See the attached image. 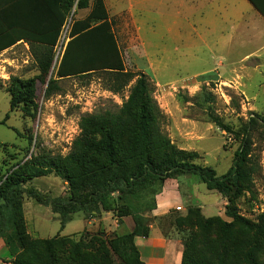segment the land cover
I'll use <instances>...</instances> for the list:
<instances>
[{
  "label": "rangeland",
  "instance_id": "obj_1",
  "mask_svg": "<svg viewBox=\"0 0 264 264\" xmlns=\"http://www.w3.org/2000/svg\"><path fill=\"white\" fill-rule=\"evenodd\" d=\"M207 1L203 5L207 6ZM211 1L217 8L223 5L221 1ZM105 3L126 68L148 75L153 96L165 115L163 129L171 144L196 153L195 163L212 167L218 175L225 174L232 167L240 144L238 132L254 114L264 115V30L259 35L247 31L232 37L222 34L219 28L209 29L208 22L201 17L192 18L190 0H105ZM177 6H184L183 14L176 13ZM74 11L75 19L88 13V10ZM193 21L197 31H193ZM38 73L27 46L0 54V185L19 163L31 160L33 154L66 156L80 134L81 116L117 111L129 94L128 89L123 94L109 91L108 80L100 73L61 80L53 76L56 80L53 86H39L36 109L18 107L11 111V79L26 80ZM213 117L219 118L228 131L217 127ZM253 142L254 157L260 165L255 176L256 196L247 194L236 205L241 215L255 220L264 211V129L253 133ZM189 177L199 182L191 195L196 204L205 205L202 218L219 216L231 223L225 213L226 200L218 192L207 190L198 176ZM179 178L187 182L185 176ZM165 183L148 189L141 199L129 200L138 206L147 222L152 220V208L157 206ZM185 183L182 187L186 192L185 208L172 210L151 222L165 236L182 242L193 235L198 256L210 264H220L223 259L226 264L240 262L246 243L244 232L235 224L228 228L229 232L219 225L209 229L197 227L195 217L188 219L189 210L197 207L190 203ZM29 186L50 198L65 196L68 188L64 179L54 173L34 179ZM113 196L117 198L118 194ZM24 213L28 233L40 239L59 233L78 237L99 231L109 236L130 231L134 223L132 217L120 219L114 212L100 215L80 212L61 230L59 214L29 198L24 200ZM114 259L116 264H122L116 256ZM12 260L11 255L0 252V264H10Z\"/></svg>",
  "mask_w": 264,
  "mask_h": 264
},
{
  "label": "trees",
  "instance_id": "obj_2",
  "mask_svg": "<svg viewBox=\"0 0 264 264\" xmlns=\"http://www.w3.org/2000/svg\"><path fill=\"white\" fill-rule=\"evenodd\" d=\"M16 1L0 5V53L22 40L30 43L39 73L26 80L11 79V111L18 107L36 109L39 86H53V76L61 80L100 73L107 78L109 91L123 94L128 89L129 94L117 111L81 116L80 134L66 156L33 154L2 181L0 239L13 258L10 264H116L114 256L122 264H144L135 239L149 235V222L129 200L141 199L148 189L181 176H198L207 190L218 192L227 202L225 213L232 222L219 216L202 218L198 206L189 210L188 219L195 217L197 227L205 229L219 225L225 232L238 225L246 243L237 264H264V211L252 220L241 215L236 205L247 194L256 196L255 176L260 165L254 157L253 133L264 129V115L254 114L242 126L233 165L218 175L212 167L195 163L196 153L171 144L163 129L165 115L153 96L148 75L126 68L105 0ZM74 9L89 12L82 19H72L64 54L53 67L55 47ZM213 122L228 131L219 118L213 117ZM51 173L67 183L65 196L50 198L29 186L34 179ZM26 198L59 214L61 230L80 212L132 217L134 227L109 236L99 231L78 237L59 233L48 239L33 238L27 231ZM182 243L181 264H210L198 256L193 235ZM220 264H226L225 259Z\"/></svg>",
  "mask_w": 264,
  "mask_h": 264
},
{
  "label": "crops",
  "instance_id": "obj_3",
  "mask_svg": "<svg viewBox=\"0 0 264 264\" xmlns=\"http://www.w3.org/2000/svg\"><path fill=\"white\" fill-rule=\"evenodd\" d=\"M205 1L207 0H190L189 4L192 18L194 19L195 15L201 17V20L208 22L206 25L209 29L214 30L219 28L222 34L225 33L232 37L244 35L243 33L247 31L250 32V35L252 33L259 35L264 30V0H218L223 3L222 7L219 8L215 7L211 0H208V4L205 6L203 5ZM16 2V0H0V5L8 6ZM186 4L188 5V3ZM231 4L232 6L230 8L229 5ZM182 7L184 6H181V8L179 6L176 7V13L178 15L183 14L184 10ZM209 7L211 9L210 11H208ZM227 22L230 23L229 27ZM220 24L224 27H221ZM192 26L193 31H197V25L194 21ZM21 45L30 48V43L22 40L12 47L5 49L0 54L6 53ZM185 177L187 178L186 183L182 181L183 178L169 179L166 181L163 192L157 197L156 209L150 214L151 221L172 210L185 208L184 194L186 192L182 189L184 183L187 184L186 187L189 189L187 195L192 199L190 203L200 207L204 213L205 205L196 204L195 198L191 195L193 192L192 188L199 183L198 180H191L189 176ZM151 221L148 224L149 235L135 239V243L141 254V260L144 264H181L184 250L182 241L165 236L161 229ZM133 227L134 223L129 229L132 230ZM0 252L4 256L10 255L2 239H0Z\"/></svg>",
  "mask_w": 264,
  "mask_h": 264
},
{
  "label": "built area",
  "instance_id": "obj_4",
  "mask_svg": "<svg viewBox=\"0 0 264 264\" xmlns=\"http://www.w3.org/2000/svg\"><path fill=\"white\" fill-rule=\"evenodd\" d=\"M73 15H74V12L72 13L68 22L64 26L62 33L60 35L59 41L55 47V59H54V66L53 67H56L57 64L59 63V61L61 60V58L64 54V51H65L67 42L69 41V31H70V26L72 23Z\"/></svg>",
  "mask_w": 264,
  "mask_h": 264
}]
</instances>
